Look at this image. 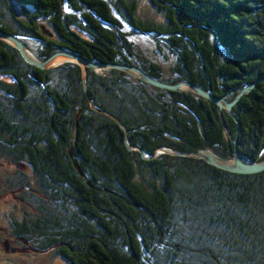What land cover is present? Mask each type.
<instances>
[{"label":"trees","instance_id":"obj_1","mask_svg":"<svg viewBox=\"0 0 264 264\" xmlns=\"http://www.w3.org/2000/svg\"><path fill=\"white\" fill-rule=\"evenodd\" d=\"M0 0V30L43 60L70 51L189 81L231 101L264 76V0ZM128 29L127 32L125 29ZM132 35L154 40L153 55ZM35 43L31 48L30 42ZM41 69L0 40V157L31 204L12 232L69 264H264V171L242 174L161 148L264 159V81L232 109L118 70ZM202 126L204 137L198 125ZM26 178H31L26 179ZM32 182V183H31Z\"/></svg>","mask_w":264,"mask_h":264},{"label":"water","instance_id":"obj_2","mask_svg":"<svg viewBox=\"0 0 264 264\" xmlns=\"http://www.w3.org/2000/svg\"><path fill=\"white\" fill-rule=\"evenodd\" d=\"M0 40L6 42L7 44L17 49L26 63L31 64L41 69L52 68L64 62H72V63L79 64L83 70L82 84H83V89L87 96L88 102L90 104V107L96 112L105 114L109 116L110 118H112L124 131L125 144H126L127 149L139 151L140 156L143 159L154 158L156 155L148 156L139 147L129 145L126 140L128 130L125 124L121 120H119L115 115L110 113L109 111L104 110L94 105L92 99L90 98L87 92L86 68H90L94 71H101L103 69H118V70L127 72L137 77L141 81L148 83L150 85H153L155 87H158V88L173 90V91H186V92L190 91L195 94H198L199 96H202L212 101L218 106L220 110L221 122L223 124V127L225 128V132L227 133L228 131L226 129V122L224 120V117L221 111L225 110L227 114L230 115L239 125V122L237 121V119L234 117L232 113L233 107L242 98V96H244L245 94H248L251 90H253L257 86V83L264 81V76L257 78L251 84H247L241 89H239L235 97L231 101H228L224 97H216L211 91L206 90L205 88L197 84H193L186 80L175 83V84H170V83L163 82L147 74L145 71H143L142 69L136 66L123 65V64H118V63H95L70 51H57L51 54L46 59L41 60L37 58L30 51L28 46L23 41H21L20 39H18L17 37L9 33L3 32L2 30H0ZM58 60H60L61 62H58ZM198 128H199L200 134L202 135V137H204V132H203V129L200 123L198 125ZM232 142L234 145L233 146L234 157L231 159H225L219 156L218 154L212 152L211 150H201V151H197L193 153H184V152L173 151L171 149L161 148L157 151V153L165 152V153H168L174 156H190V157L203 159L207 163L217 168H220L222 170H226L229 172H234V173L251 174V173H257V172L264 171V159L260 161L245 162L243 159V156L240 154L238 150L237 139H232Z\"/></svg>","mask_w":264,"mask_h":264},{"label":"rangeland","instance_id":"obj_3","mask_svg":"<svg viewBox=\"0 0 264 264\" xmlns=\"http://www.w3.org/2000/svg\"><path fill=\"white\" fill-rule=\"evenodd\" d=\"M137 2L140 14L143 17L146 15L150 16V13L153 12V7L149 4L148 0H137ZM125 29H127L126 26ZM126 31L129 32L128 29ZM128 35L129 39L143 53L145 52L148 57L154 58L161 66L165 65L162 58L152 54L155 50V42L152 38L140 34L134 36L129 33ZM29 43L31 48H35V43H31V41ZM18 169L25 171L29 175L30 169L28 166L16 165V163L0 157V264H69L63 257L54 255L50 249L39 251L36 248H31L28 242L21 241V243L16 244L14 240L12 242L20 247V249L16 250V252L6 251L8 243L5 239H14V236L10 237V232L13 229L11 221H22L24 213L31 211V204L25 200L21 201L17 196L23 188L17 187L18 181L15 178H9ZM5 230L6 232L4 233Z\"/></svg>","mask_w":264,"mask_h":264},{"label":"flooded vegetation","instance_id":"obj_4","mask_svg":"<svg viewBox=\"0 0 264 264\" xmlns=\"http://www.w3.org/2000/svg\"><path fill=\"white\" fill-rule=\"evenodd\" d=\"M9 185H10V184H9ZM20 193H21V192H20ZM20 193H19V195L17 194V196L19 197V199H20L21 201H24L25 199L21 196L22 194H20ZM2 230H3V229H2ZM5 232H6V230L4 231V233H5ZM12 236H14V239H13V240H12L11 238H6V239H5L6 242L8 243V244H7L8 246H6V247H7V249H6L7 252H8V250H9L10 252H16V250H19L20 247H18L16 244H17V243H21V241H22V242H25V243L28 242V243L30 244L31 248L34 249L32 243H31L30 241L25 240V239H23L22 237L15 235L13 232H10V237H12ZM14 240H15V243H16V244H14V242H12V241H14Z\"/></svg>","mask_w":264,"mask_h":264},{"label":"bare ground","instance_id":"obj_5","mask_svg":"<svg viewBox=\"0 0 264 264\" xmlns=\"http://www.w3.org/2000/svg\"><path fill=\"white\" fill-rule=\"evenodd\" d=\"M58 62H61L60 60H58Z\"/></svg>","mask_w":264,"mask_h":264}]
</instances>
